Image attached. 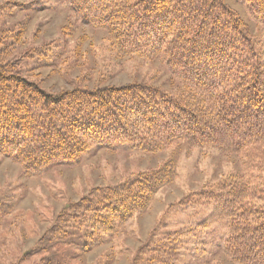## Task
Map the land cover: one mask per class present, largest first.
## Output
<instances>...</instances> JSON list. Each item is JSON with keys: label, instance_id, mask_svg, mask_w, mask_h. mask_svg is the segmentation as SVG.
Segmentation results:
<instances>
[{"label": "trees", "instance_id": "1", "mask_svg": "<svg viewBox=\"0 0 264 264\" xmlns=\"http://www.w3.org/2000/svg\"><path fill=\"white\" fill-rule=\"evenodd\" d=\"M228 1L69 0L80 20L107 31L116 56L161 59L180 80L171 91L147 80L51 92L0 61V153L26 175L72 166L94 149L170 151L160 167L97 189L67 213L65 221L77 224L67 228L74 231L63 244L73 251L102 244L145 211L176 177L183 152L214 149L239 154L249 167L198 193L214 206L206 222L229 221L230 264H264V34L251 36ZM231 1L247 5L264 31V0ZM135 262L167 264L154 249ZM66 263L61 256L41 264Z\"/></svg>", "mask_w": 264, "mask_h": 264}, {"label": "rangeland", "instance_id": "2", "mask_svg": "<svg viewBox=\"0 0 264 264\" xmlns=\"http://www.w3.org/2000/svg\"><path fill=\"white\" fill-rule=\"evenodd\" d=\"M228 4L246 22L249 34L261 39L263 26L247 5ZM0 61L15 65L51 92L147 80L171 91L180 81L161 59L116 56L107 31L80 20L69 0H0ZM169 155L168 150L100 148L72 166L31 176L0 153V264H41L61 256L66 264H135L151 249L167 264H230L224 252L229 221L207 224L214 206L198 193L205 185L246 173L249 166L237 153L214 149L193 148L179 155L176 177L159 189L145 211L107 233L102 244L77 252L63 244L74 231L67 228L77 224L65 221L67 213L77 212L97 189L158 168ZM182 230L189 233L176 239Z\"/></svg>", "mask_w": 264, "mask_h": 264}]
</instances>
